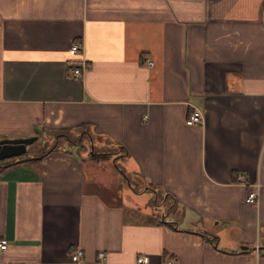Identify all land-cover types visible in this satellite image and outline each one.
<instances>
[{"label":"crops","instance_id":"1","mask_svg":"<svg viewBox=\"0 0 264 264\" xmlns=\"http://www.w3.org/2000/svg\"><path fill=\"white\" fill-rule=\"evenodd\" d=\"M32 136L0 264H264V0H0V139Z\"/></svg>","mask_w":264,"mask_h":264},{"label":"built area","instance_id":"2","mask_svg":"<svg viewBox=\"0 0 264 264\" xmlns=\"http://www.w3.org/2000/svg\"><path fill=\"white\" fill-rule=\"evenodd\" d=\"M69 53L72 59L69 62L70 65V75L75 78L83 77L86 71L89 69V64L84 57V43L81 41H75L69 50ZM149 66H153L152 61H148ZM202 113L198 109H194L188 118L186 119V124L200 125L202 123ZM239 182L245 183L244 175L239 174L238 177ZM250 190L247 194L245 201L249 204H257L259 201L260 194V183H251L249 184ZM8 247V240L6 238H0V251H5ZM106 256L105 252H100V259H104ZM83 257V251L81 249H77L72 255V261L74 263H79ZM139 264H148L149 257L147 255H140L137 259Z\"/></svg>","mask_w":264,"mask_h":264},{"label":"water","instance_id":"3","mask_svg":"<svg viewBox=\"0 0 264 264\" xmlns=\"http://www.w3.org/2000/svg\"><path fill=\"white\" fill-rule=\"evenodd\" d=\"M38 139L37 136L24 138H2L0 139V160L21 157L26 154L28 145ZM40 157H25L16 159L12 164H20L28 161L38 160Z\"/></svg>","mask_w":264,"mask_h":264},{"label":"trees","instance_id":"4","mask_svg":"<svg viewBox=\"0 0 264 264\" xmlns=\"http://www.w3.org/2000/svg\"><path fill=\"white\" fill-rule=\"evenodd\" d=\"M59 137L61 136H66L65 134H60V135H58ZM68 137V136H67ZM75 144H77V143H75ZM58 147L56 146V147H54V148H52V149H49L48 151H46V152H44L42 155H41V158L43 157V156H45L48 152H51V151H54V150H56ZM110 154V153H109ZM93 155H98V156H103V157H106L107 155H108V153H101V154H98V153H96V152H94L93 153ZM28 155L27 154H25V155H23V156H21V157H17V158H11V159H7V160H0V173L1 172H3L4 170H6L7 168H9V167H11V166H14V165H17V164H12L16 159H18V158H25V157H27Z\"/></svg>","mask_w":264,"mask_h":264},{"label":"rangeland","instance_id":"5","mask_svg":"<svg viewBox=\"0 0 264 264\" xmlns=\"http://www.w3.org/2000/svg\"><path fill=\"white\" fill-rule=\"evenodd\" d=\"M52 144H53V143H51L50 145H47V146H46V150H47V149L49 150L50 148H52V146H51ZM48 146H49V147H48ZM86 152H90V153H91L92 150L87 149V151H84V153L86 154ZM94 152H96V151L94 150L93 153H94ZM96 153H98V152H96ZM29 154H32V152H29ZM18 159H19V158H18ZM117 163H118V165H121V161H120V160H117Z\"/></svg>","mask_w":264,"mask_h":264}]
</instances>
